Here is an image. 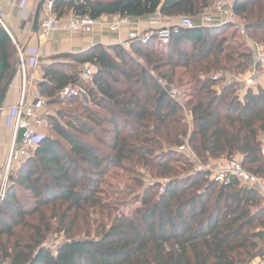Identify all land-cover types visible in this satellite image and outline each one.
Masks as SVG:
<instances>
[{"label": "trees", "instance_id": "1", "mask_svg": "<svg viewBox=\"0 0 264 264\" xmlns=\"http://www.w3.org/2000/svg\"><path fill=\"white\" fill-rule=\"evenodd\" d=\"M212 1H56L55 12L58 19L70 12L91 19L194 18ZM233 9L248 34L264 36V0H235ZM226 27L233 28L182 29L167 45L154 39L146 45L132 42L129 50L96 45L58 55L43 67L39 94L49 106L73 108L49 114L45 137L9 178L0 198V264H253L264 259L260 192L194 174V165L177 153L187 140L203 163L239 160L264 179V83L241 98L232 92L236 84L218 86L227 75L244 74L252 57L236 52L228 38L220 39ZM237 35L234 30L231 37ZM16 62L15 45L0 26V94ZM84 64L97 67L92 84L81 80L78 68ZM159 81L189 85L184 94L191 128ZM68 86L86 88L91 106L77 98L59 99ZM127 163L157 170L155 177L165 183L149 185L133 212L117 211L109 225L96 229L90 211L106 213L105 179ZM76 230L84 238L74 237ZM53 234L67 238L54 251L47 244Z\"/></svg>", "mask_w": 264, "mask_h": 264}, {"label": "built area", "instance_id": "2", "mask_svg": "<svg viewBox=\"0 0 264 264\" xmlns=\"http://www.w3.org/2000/svg\"><path fill=\"white\" fill-rule=\"evenodd\" d=\"M43 13L44 18L39 25V35L45 41H49L52 36L60 30H65L70 33H76L81 36H90L95 33L96 29L101 26L108 27L109 31L113 34L119 35L124 28H129L135 25L133 19L120 15H104L99 19L85 18H72L67 24H62L55 12L56 1L71 2L72 0H43ZM229 0H217L212 8L206 9L197 21L183 18L177 24L169 26H161L158 21L150 22L146 32H131L126 41L121 42L120 46L123 48L128 47L132 42H139L143 45L149 43L154 39L160 45H167L173 35L179 33L182 29H194L204 27H223L226 25H239V18L229 8ZM8 13L0 9V26L10 36V31L7 25ZM23 18V17H22ZM25 18V17H24ZM17 51V73L21 74L24 82L21 89V98L17 105L13 108L15 113L14 124L12 128L13 139L5 163V174L0 180V198H4L9 178L15 168L21 166L31 155L34 154L36 148L45 137V130L48 124V116L44 115V108L46 107V100L39 93L34 98L28 97L27 85L32 77H28V71L35 70L41 65V49L26 47L22 48L15 44ZM258 63L264 69V58H260ZM97 72V67L94 64H84L80 69L81 80L85 84H92L94 74ZM218 76H214L217 79ZM263 77H248L247 80L237 78V81L243 83V89L248 92L249 90H257ZM160 85L167 94L182 106L180 95L173 89H170L166 83L159 81ZM84 93L82 87L68 86L62 89L59 94V99H73L79 98ZM192 120V114L190 113ZM177 153L183 155L194 165L195 173H208L210 178L220 184H228L236 181L240 185L255 189L264 198V180L247 172L240 161L237 160H224V161H208L202 164L200 159L196 156L194 151L186 142L184 145L177 149ZM163 192V190H161ZM57 247H55L56 249Z\"/></svg>", "mask_w": 264, "mask_h": 264}, {"label": "crops", "instance_id": "3", "mask_svg": "<svg viewBox=\"0 0 264 264\" xmlns=\"http://www.w3.org/2000/svg\"><path fill=\"white\" fill-rule=\"evenodd\" d=\"M41 1L42 0H0V9L5 10L9 15L7 25L13 44H17L22 48L36 47L41 49L40 67L35 70L28 71L27 74L28 77L33 78V80H30L27 85V93L30 98H34V96L39 93L38 85L44 78L43 67L52 64V58L61 54H78L85 52L96 45H120L122 40L127 39L128 34L133 32L135 28L140 32H146L149 22L155 19L154 17L136 19L134 20L136 23L135 25L129 28H124L119 35L111 33L108 27L101 26L98 27L95 33L90 36H81L76 33L60 30L57 31L49 41H45L40 37L39 31L37 34L32 33L34 15L37 6ZM43 18L44 13L42 8L40 22ZM72 18H74V16L70 12L67 16L61 18L60 22L62 24H67ZM172 19L173 18H163L162 24L164 26L175 24L176 21ZM15 64H17V62ZM23 82V76L17 73L16 78L14 79L6 96V100L3 105L4 110L0 116V180L5 174L4 167L13 139L12 128L15 118L13 108L17 105L21 98ZM47 103L48 102L46 100V107L44 108L43 113L44 115L49 116L52 109ZM19 168L20 167H18V169Z\"/></svg>", "mask_w": 264, "mask_h": 264}, {"label": "rangeland", "instance_id": "4", "mask_svg": "<svg viewBox=\"0 0 264 264\" xmlns=\"http://www.w3.org/2000/svg\"><path fill=\"white\" fill-rule=\"evenodd\" d=\"M216 2H217V0H213L210 8H212ZM234 2H235V0H229V4H230L229 8L230 9L232 8V10H234L233 9ZM236 15L239 18V25H235V26H233V28L226 27L225 29L221 30V32L219 34L220 39L222 37L228 38L227 44L232 46L236 50V52H238L240 54L243 52H246V53L251 52L252 57L250 59L249 67L244 72V74L227 75L226 76L227 79H226L225 83H222L218 86L223 87L225 84H230V83L236 84L237 86H235L233 88L232 92L234 93L235 96H239L241 98L244 95H246L247 92L243 89V83L238 82L237 78H241L242 80H247L248 77L249 78L254 77V76L263 77V75H264V69L261 67V63H258V60H260V58H264V36L261 34V32H258L256 34L257 36H255V34H252V35L250 33L248 34L245 31V26H244L242 19L240 18V16L238 14H236ZM200 16L201 15L194 17V18L193 17H177V18H173L172 20L176 21L175 24H177L183 18L197 21V19ZM150 17L155 18V19H153V21H150V22L158 21L161 26H164L162 24V19L164 17L160 16L159 14H157L155 16H150ZM226 26H228V25H226ZM234 27L236 29H234ZM234 30L238 31V35L235 38L231 37V34H233ZM134 31L140 32L136 28ZM141 32H143V31H141ZM130 33L128 35H130ZM124 41H126V39L122 40V42H124ZM125 49L129 50L130 45L128 47H126ZM134 58H136V57L134 56ZM137 60L140 64H144V60H142L140 58H137ZM65 62L70 63L74 66L76 65L73 61H65ZM80 69H81V66L78 68V71H80ZM216 75L218 76V74H216ZM260 82L263 84L264 79ZM163 83H166V82L163 81ZM169 88L175 90L180 95L179 98L181 99V103H182L181 108H182V111L184 113V121L188 124V128H191V121H192L190 118L191 111L187 108V106L185 104V94H184V92H186L189 89V85L185 82L183 86L177 87V86L173 85V86H170ZM82 89H83L84 93L82 96L77 98L78 102L80 101L84 105L91 106V103L89 102V98H88V91L86 90V88L82 87ZM85 97L88 99V102H86ZM72 108L73 107L51 106V109H52L51 113H55L58 110H62V109L70 110ZM186 142H187V140L185 141V143ZM224 160L225 159L211 160V161L218 162V161H224ZM237 161H239V160H237ZM200 162L202 164H206V163H203L202 160H200ZM21 166H23V163L21 164ZM21 166H20V168H21ZM17 171H18V169L15 168V170L12 172L11 176H16ZM156 171L157 170H153L149 167H145L142 165H134V164H129V163H127L125 165L124 169H116L114 171L111 170L110 174H109V178L105 179L106 183L102 186V187H104L103 188L104 191L101 195V199H102V202L104 204V209H107L106 213L104 216H101L98 213L99 209H97L95 211L91 210L90 211L91 214L94 212L91 216L92 226L97 229L102 224H108L109 225V223L112 220L111 217H109V216H111V215L114 216L117 211H119L123 214H130L131 212H133V210L137 206H139V204L137 203L138 198H139V196L142 195V193L146 187L154 184V182H157V181L162 182V185L165 183V180L163 178L155 177ZM193 172H194V170L192 171V173ZM8 184H9V182H8ZM0 190H1V186H0ZM158 190L160 191L161 189H158ZM33 203L34 202L31 201V199L28 197V204L32 205ZM109 209H113V211L110 212ZM79 234L80 233H78V231L76 230V231H74L73 236L77 237V238H79V237L84 238L83 235H79ZM66 239L67 238L64 236V234H53L50 237L47 244L54 251L55 247H57L59 244L64 242ZM254 263L255 264H264V259L257 258L254 261Z\"/></svg>", "mask_w": 264, "mask_h": 264}, {"label": "water", "instance_id": "5", "mask_svg": "<svg viewBox=\"0 0 264 264\" xmlns=\"http://www.w3.org/2000/svg\"><path fill=\"white\" fill-rule=\"evenodd\" d=\"M43 3H44V1L42 0L38 4L36 12H35V15H34V20H33V25H32V33L33 34H37L38 31H39L41 10L43 8ZM16 75H17V64H15L13 66V70H12L11 76L8 79V81L6 82L5 86L2 89V92L0 94V116H1L2 111L4 110L3 105H4V102L6 100V96H7L8 92H9V90H10V87L13 84L14 79L16 78ZM85 100H86V102H88V99L86 97H85Z\"/></svg>", "mask_w": 264, "mask_h": 264}]
</instances>
